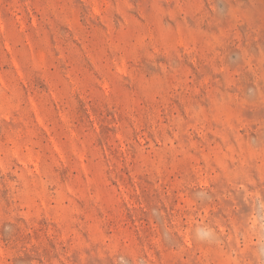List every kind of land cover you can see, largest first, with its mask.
I'll return each mask as SVG.
<instances>
[{"label":"rangeland","instance_id":"rangeland-1","mask_svg":"<svg viewBox=\"0 0 264 264\" xmlns=\"http://www.w3.org/2000/svg\"><path fill=\"white\" fill-rule=\"evenodd\" d=\"M0 264H264V0H0Z\"/></svg>","mask_w":264,"mask_h":264}]
</instances>
